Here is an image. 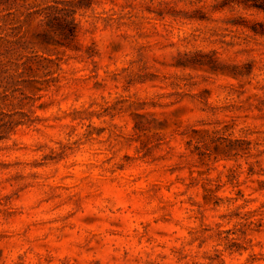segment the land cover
<instances>
[{
    "label": "rangeland",
    "instance_id": "obj_1",
    "mask_svg": "<svg viewBox=\"0 0 264 264\" xmlns=\"http://www.w3.org/2000/svg\"><path fill=\"white\" fill-rule=\"evenodd\" d=\"M50 3L0 0V264H264V11Z\"/></svg>",
    "mask_w": 264,
    "mask_h": 264
},
{
    "label": "trees",
    "instance_id": "obj_2",
    "mask_svg": "<svg viewBox=\"0 0 264 264\" xmlns=\"http://www.w3.org/2000/svg\"><path fill=\"white\" fill-rule=\"evenodd\" d=\"M55 4H46L43 15L47 18L50 27L57 33L56 43L70 45L76 35L74 13L77 8L90 7L92 0H54ZM247 7H254L264 11V0H231ZM58 3H63L60 6Z\"/></svg>",
    "mask_w": 264,
    "mask_h": 264
}]
</instances>
